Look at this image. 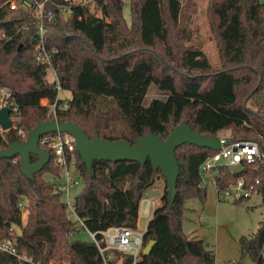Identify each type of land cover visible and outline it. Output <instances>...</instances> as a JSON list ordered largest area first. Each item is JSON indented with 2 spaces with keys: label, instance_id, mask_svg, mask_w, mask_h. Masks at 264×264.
I'll return each mask as SVG.
<instances>
[{
  "label": "trees",
  "instance_id": "1",
  "mask_svg": "<svg viewBox=\"0 0 264 264\" xmlns=\"http://www.w3.org/2000/svg\"><path fill=\"white\" fill-rule=\"evenodd\" d=\"M0 0V85L14 94L26 133L47 120L42 99L56 101V120L80 127L89 138L95 132L106 141L152 133L165 140L174 127L187 121L201 134L217 137L229 132L230 141L264 143V0H207L206 18L219 66L212 68L202 46L191 43L188 27L193 0H88L71 8L64 19L62 0L45 6L43 44L50 53L61 91L48 67L35 59L39 46L38 19L30 11L10 10ZM51 16H50V15ZM164 95L145 103L150 87ZM66 102V107L63 104ZM22 138L12 131L0 134V150ZM215 151L184 144L175 155L179 166L177 194L168 208L167 185L143 234V244L154 241L136 264H215V254L201 239L182 231L185 201L203 206L207 187L200 167ZM73 167L82 186L73 207L86 229L99 234L114 227L137 228L138 205L159 174L149 159L136 162L93 161L91 172L76 150ZM37 157L31 156L36 163ZM44 175L60 177L53 153L47 165L28 180L20 172L19 157L0 160V241L11 225L20 228L17 248L36 262L48 264H104L95 245L77 240L80 231L66 216L56 184ZM217 197L238 180L261 198L263 218L250 237H240V255L263 264L264 157L237 169L218 167ZM250 197V196H249ZM249 197L233 200L239 204ZM25 200L26 218L19 204ZM132 264L130 255L113 253L114 264ZM0 264H19L0 253Z\"/></svg>",
  "mask_w": 264,
  "mask_h": 264
},
{
  "label": "built area",
  "instance_id": "2",
  "mask_svg": "<svg viewBox=\"0 0 264 264\" xmlns=\"http://www.w3.org/2000/svg\"><path fill=\"white\" fill-rule=\"evenodd\" d=\"M49 0H6L3 5H8L10 10L20 8L25 11H30L38 19L37 31L39 36V46L35 52V59L37 62L44 64L48 67V72L52 76L55 87L57 90V99L61 91L56 72L53 67L52 58L50 53L46 50L43 44L45 34L44 17L45 6ZM88 0H62V15L66 19L71 8L88 3ZM50 15V14H49ZM51 16V15H50ZM66 100V99H62ZM40 105L48 109L47 120H56V101L50 104L47 99H42ZM66 107V102L63 104ZM6 108L8 110V120L10 128L3 130L0 125V134L4 131L12 130L17 136L25 141L27 133L22 124V112L19 104L17 103L13 92L6 86L0 85V109ZM229 139V138H228ZM39 147L53 153L54 162L60 167V184H56V190L61 194V200L65 205L66 216L73 225L81 232L84 231L90 237V241L95 245L101 256L104 264H111L112 253L123 255H130L132 257V264H136L141 259V252L144 247L143 234L146 229L148 221L151 219L154 209L159 205V202L153 199L143 197L138 205V219L145 222L143 230L138 228L130 229L127 227H114L104 232L99 236L95 233L88 231L82 221L77 215L73 207V200L70 196V191L80 185L77 176V171L73 167V152L75 150V142L72 136L55 132L43 135L38 140ZM264 157V143L257 140L246 141H228L226 146H223L219 151H216L211 156L206 158L200 167L201 181L203 186H212L215 188L214 178L218 175V167H227L230 169L238 168L243 163H252ZM226 197H232L233 200L241 197L251 196L250 190L243 187L242 180L231 186L224 194ZM26 206L22 201L19 204L22 212L26 218ZM22 223H24L22 221ZM20 236V228L11 225L8 229V237L0 241V253L14 258L19 264H44L34 261L31 257L21 254L17 248V239ZM122 264V261H119ZM117 263V262H116ZM114 263V264H116ZM48 264H69L67 258L62 262L51 261Z\"/></svg>",
  "mask_w": 264,
  "mask_h": 264
},
{
  "label": "rangeland",
  "instance_id": "3",
  "mask_svg": "<svg viewBox=\"0 0 264 264\" xmlns=\"http://www.w3.org/2000/svg\"><path fill=\"white\" fill-rule=\"evenodd\" d=\"M194 14L191 16L189 28L193 44L202 46V50L207 57L212 68L218 67L219 62L214 42L210 38L208 21L206 18L207 0H193ZM123 14L129 21V5L125 0ZM61 99H70L71 93L62 90L59 93ZM164 95L150 87L145 98L148 103L153 98H163ZM219 137H229V132H221ZM237 169V168H233ZM44 179L60 184L61 180L51 175H44ZM164 188V179L158 175L154 185L148 189L145 198L160 201L162 190ZM81 184L70 191V196L75 198L81 191ZM208 196L205 204L202 206L197 199H188L185 201V210L182 217V231L190 239L203 240L209 249L215 254V264H257L254 263L247 255L241 256L238 245V239L242 236L250 237L260 226L263 218V209L260 206L261 198L256 192L239 204H235L232 197L216 196L213 187H207ZM24 204L27 202L23 200ZM25 214L22 212V221H25ZM145 222L138 219L137 228L143 230ZM77 240L90 242V237L84 231L76 237ZM113 255V253H112ZM264 260V254H263ZM118 262L116 264H120ZM264 264V263H263Z\"/></svg>",
  "mask_w": 264,
  "mask_h": 264
},
{
  "label": "water",
  "instance_id": "4",
  "mask_svg": "<svg viewBox=\"0 0 264 264\" xmlns=\"http://www.w3.org/2000/svg\"><path fill=\"white\" fill-rule=\"evenodd\" d=\"M0 125L3 130L10 128L6 108L0 109ZM55 132L66 133L73 137L75 150L89 173L93 161L136 162L143 165L149 159L153 170L159 171L166 182L169 209L172 208L177 194L176 183L179 175L175 155L177 148L189 144L216 152L226 146L229 141L226 137H214L194 131L188 126L187 121H183L170 130L165 140L148 133L144 137H136L134 144L131 145L124 140H103L97 132L89 138L80 127L74 124L50 120L39 123L35 129L29 131L25 141L11 142L6 149L0 150V160L18 156L21 174L33 181L35 174L39 173L50 159L49 151L39 147L38 140L43 135ZM31 156L38 158L36 163L31 162ZM153 245L154 241L144 245L142 256H147Z\"/></svg>",
  "mask_w": 264,
  "mask_h": 264
},
{
  "label": "crops",
  "instance_id": "5",
  "mask_svg": "<svg viewBox=\"0 0 264 264\" xmlns=\"http://www.w3.org/2000/svg\"><path fill=\"white\" fill-rule=\"evenodd\" d=\"M210 187H212V186H210ZM214 188V187H213ZM163 191V190H162ZM214 191H215V193H216V196H217V192H216V189L214 188ZM207 196H208V191H207Z\"/></svg>",
  "mask_w": 264,
  "mask_h": 264
}]
</instances>
